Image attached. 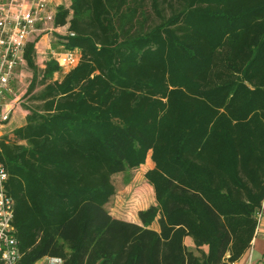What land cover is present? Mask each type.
Listing matches in <instances>:
<instances>
[{
    "label": "trees",
    "instance_id": "16d2710c",
    "mask_svg": "<svg viewBox=\"0 0 264 264\" xmlns=\"http://www.w3.org/2000/svg\"><path fill=\"white\" fill-rule=\"evenodd\" d=\"M70 1L56 26L81 62L55 81L60 66L40 68L29 44L34 104L0 140L17 264L240 259L264 201V0ZM150 152L157 205L139 225L113 218V178Z\"/></svg>",
    "mask_w": 264,
    "mask_h": 264
},
{
    "label": "built area",
    "instance_id": "2783aa9c",
    "mask_svg": "<svg viewBox=\"0 0 264 264\" xmlns=\"http://www.w3.org/2000/svg\"><path fill=\"white\" fill-rule=\"evenodd\" d=\"M51 3V0H0V131L12 121L19 110L20 98L27 92L19 84L29 69L25 59L27 47L35 45L38 54L43 38L63 35V26H56L57 12ZM67 30L64 36L73 35ZM48 50L47 59L56 61L61 69H74L82 60L79 49L69 50L64 44ZM9 178L0 158V264H17L23 256L16 235L15 201L7 190ZM257 214L261 222L263 215ZM44 262L63 264L57 258H45ZM247 264H253L252 259Z\"/></svg>",
    "mask_w": 264,
    "mask_h": 264
},
{
    "label": "rangeland",
    "instance_id": "374dc122",
    "mask_svg": "<svg viewBox=\"0 0 264 264\" xmlns=\"http://www.w3.org/2000/svg\"><path fill=\"white\" fill-rule=\"evenodd\" d=\"M62 3L66 6V8H70L71 6V1L70 0H61ZM165 12L167 14L169 13V10L165 8ZM56 11V10H55ZM151 13L153 14V21L156 22L158 21L155 13L151 10ZM61 37H48V39L45 41H42L40 43V52L38 54L36 53V60L38 63V66L40 68H43L44 63L43 60H48V49L50 45H52V48L56 49L57 47L61 46L63 42H61L59 39ZM50 44V45H49ZM48 47V48H47ZM38 51V50H37ZM49 61H54V60H48ZM56 62V61H55ZM57 63V62H56ZM58 64V63H57ZM61 68V67H60ZM72 68H63L61 69L62 71H65V73L70 72ZM60 73V72H59ZM68 74V73H67ZM32 71L30 69L27 70V73H24V77H22V82L19 83L25 89H27L33 79ZM62 77V76H61ZM63 79L58 78L57 80L54 78L55 81L61 82ZM28 90V89H27ZM34 103L31 102L30 98H26V96H23L20 98V105H19V110L16 112L14 115L15 117L12 118V121L7 124L4 130H1L0 133H2L3 137L5 135L10 134L13 132V130L20 128L26 121L25 118V112L26 108L25 105H30L32 106ZM2 139V138H1ZM147 161V160H146ZM154 161V160H153ZM155 163V162H154ZM146 164V162H145ZM139 167L135 170H128L126 172H123V174L116 175L113 178V183L114 187L116 189V194L115 196L110 200L107 210L110 212V215L113 218L119 219V220H128V222L131 223H141V221L138 219V213L140 211L148 209L150 206V202H148L147 199H152L153 195L156 200V194L153 186L149 184V181L146 178L148 167ZM155 168V167H154ZM153 168V169H154ZM149 206V207H148ZM148 207V208H147ZM151 230H159V224L157 221L153 223V225L150 227ZM189 242H192L191 239H189ZM40 264H47L44 261L40 262Z\"/></svg>",
    "mask_w": 264,
    "mask_h": 264
},
{
    "label": "crops",
    "instance_id": "0c3cea01",
    "mask_svg": "<svg viewBox=\"0 0 264 264\" xmlns=\"http://www.w3.org/2000/svg\"><path fill=\"white\" fill-rule=\"evenodd\" d=\"M52 3H51V6L53 8H55L56 12L58 10V8L60 7V5H64L62 3L61 0H51ZM69 8V7H68ZM69 28V25H66V26H63L61 28V32L63 35L61 36H64V34L68 31L67 29ZM61 36H58L61 37ZM48 39V37L46 38H43L42 41H45L46 43V40ZM61 41V38L59 39ZM41 41V42H42ZM50 45V44H49ZM50 47H52V45H50ZM48 48V47H47ZM68 73V72H67ZM67 73H65V71H62V73H56L55 74V79L57 80L58 78H62L64 77ZM62 76V77H61ZM15 117V116H14ZM13 117V118H14ZM26 121V120H25ZM26 123V122H25ZM24 123V124H25ZM23 124V125H24ZM22 125V126H23ZM147 161H146V164L144 165V167H148V171L149 170H152L154 167H155V163L152 159V152H150L148 155H147ZM143 167V165L141 166ZM148 202H150L149 206L152 207L153 205L156 206L157 205V202L155 200V197L153 195V198L152 199H147ZM148 206V207H149ZM147 207V208H148ZM149 207V208H150ZM262 215H263V218L261 220V222L258 221L257 219V226H256V230H255V234H254V237L252 239V241L250 242L251 245H250V248L247 249L240 257V259L236 260V261H230L229 260V255L226 256L225 258V261L223 264H247L249 262L250 259H252V262L253 264H264V201L262 203V208L261 210L259 211ZM258 212V213H259ZM138 217V216H137ZM139 219V217H138ZM140 220V219H139ZM125 221H128V220H125ZM158 223V221H157ZM134 224H141L140 222L139 223H134ZM155 231H158L159 230H156L154 229ZM189 239H191L192 242H189ZM184 245H186V247L191 251V252H194L196 256L200 255V252L199 250L196 248V245H194V242H193V239L191 237H186L184 239ZM200 250H202L203 252L205 253H208L209 251V247L208 246H203L202 248H200Z\"/></svg>",
    "mask_w": 264,
    "mask_h": 264
}]
</instances>
